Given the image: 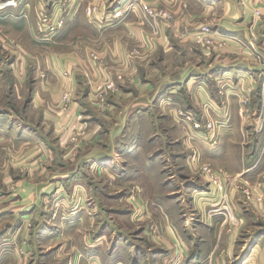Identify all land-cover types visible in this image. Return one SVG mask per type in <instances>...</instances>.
Here are the masks:
<instances>
[{"label":"crops","instance_id":"obj_1","mask_svg":"<svg viewBox=\"0 0 264 264\" xmlns=\"http://www.w3.org/2000/svg\"><path fill=\"white\" fill-rule=\"evenodd\" d=\"M16 1L0 12V264H264V204L235 196L229 229L183 143L196 137L205 161L263 182L264 0H248L263 12L255 39L243 0H146L170 21L148 16L145 0H77L49 39L35 34L38 7L58 18L62 1ZM202 23L261 58L238 42L206 56L179 38ZM117 76L120 92L99 106L94 90ZM218 78L232 83L226 98ZM197 102L220 123L215 145L173 115L200 120Z\"/></svg>","mask_w":264,"mask_h":264},{"label":"built area","instance_id":"obj_2","mask_svg":"<svg viewBox=\"0 0 264 264\" xmlns=\"http://www.w3.org/2000/svg\"><path fill=\"white\" fill-rule=\"evenodd\" d=\"M61 14L58 18H53L48 11L42 7V12L40 15L41 19V32L44 34L43 39H49L50 37H53L57 35L65 26L66 19V13L68 10L72 8L74 5L73 0H61ZM244 5L246 7L250 4L248 0H243ZM11 3H14L11 5ZM141 8L143 11L150 17H161L164 20L170 21L172 19V14L169 11H159L155 12L151 7L150 4L145 0L144 2H139ZM134 5V4H133ZM16 6L14 0H4L0 2V12L4 11L6 9H9L11 7ZM250 6V5H249ZM248 6V7H249ZM247 7V8H248ZM249 9L252 12V22L250 25V32L253 39H255V33L253 32L255 25L260 23V21L263 20V12L260 9L252 8L251 6ZM157 31H155V34ZM179 38L183 39L186 35H189L191 38V41L199 47L206 56L213 55L214 53H220L221 51L225 50L226 48H229L231 45V42H238L242 46L243 51H246V48H249V50L253 51V55L257 57L258 59L261 58L260 55H258L255 52L254 45L251 42L243 41L237 37L233 36H219V34L213 29V27L209 23H202L199 25H195L194 27H191L189 29H185L184 31H179ZM177 33V34H178ZM116 78H110L102 83H100L96 89L94 90V96L93 100L97 102V104L101 107H104L106 100L110 95H115L120 92L119 86H118V80H121V76H117ZM227 85L232 86V83L230 81H227L225 79H219L218 80V94L220 98L227 96L229 93L233 91L232 87H228ZM62 102H63V113L66 119L70 118L72 115V109H71V103L73 102L71 91H65L62 95ZM243 105L245 107L248 104V99H243ZM174 112L176 113V116L180 121H185L187 123H191L192 127L194 129L195 135L197 137H200L203 141L208 142L211 145H215L217 143V128L216 126H219L220 123H215L210 119H196L193 113H189L187 111H184L181 108L174 109ZM228 115V111H225V116ZM72 131L75 133L73 135V140H78L79 136L84 133L83 126L79 125L76 129L75 126H72ZM76 131H75V130ZM198 155L194 154V159H196ZM200 170L203 174L207 175L208 181L210 183V187L208 189V194H216V193H223V186L218 178V174L212 170V167L207 164H201ZM238 189L242 191V193L245 195V197L248 200H253L256 202H263L264 195L259 190H254L251 188L250 183L246 182L243 184L237 185ZM224 195V194H223ZM225 201H228L227 195H224L223 197ZM216 214H222L224 216L225 222L229 223L230 225L239 226L240 225V218L238 214L234 211V209L227 205L225 207H221L219 209H216L213 211Z\"/></svg>","mask_w":264,"mask_h":264},{"label":"rangeland","instance_id":"obj_3","mask_svg":"<svg viewBox=\"0 0 264 264\" xmlns=\"http://www.w3.org/2000/svg\"><path fill=\"white\" fill-rule=\"evenodd\" d=\"M1 1H4V0H0V2ZM14 1H16V0H14ZM74 1V5L72 6V8L70 9V10H68L67 11V13H66V18L68 19V16L70 15H75V13L77 14V11L79 12V10H80V8L78 9V7H77V5H78V2H77V0H73ZM135 2V0H128L127 1V3H126V8L127 9H131L130 7L133 5V3ZM36 3V2H35ZM16 5H17V1H16ZM43 8H45V6L43 7ZM91 9H89V8H86V13L88 14V15H90V14H92L93 13V11H94V8H96V7H90ZM39 7H38V10H37V15H39V18H37V21H36V23H37V25H36V28H35V30H36V35L37 36H40L38 33H41V19H40V15H41V12H42V9H41V11H39ZM46 10H47V8H45ZM7 10V9H6ZM48 11V10H47ZM2 12V11H1ZM49 13V12H48ZM35 15H36V13H35ZM37 15H36V17H37ZM69 16V17H70ZM27 17V16H26ZM25 17V19H28V17L26 18ZM40 19V20H39ZM66 19V20H67ZM70 19V18H69ZM68 19V20H69ZM67 23V21L65 22V24ZM64 28V27H63ZM40 29V30H39ZM82 29H80V28H78V29H73L72 31L74 32V33H76V35H81L83 32L81 31ZM218 80H219V78H218ZM218 80H217V84H218ZM0 95H1V93H0ZM223 98H226V96L225 97H223ZM197 108L200 110V112H201V110H202V106H201V104L199 103V102H197ZM224 108V107H223ZM245 110V109H244ZM175 113V112H174ZM200 114H202V116L200 117V119H205V118H207V119H210V120H212L213 122H215V123H217L216 121H214L213 119H211V118H209L207 115H205V112L204 111H202ZM173 115H176V113L175 114H173ZM225 115V114H224ZM175 118V117H174ZM176 119V118H175ZM182 122V121H181ZM185 122V121H184ZM216 128H217V131L219 130V127L218 126H216ZM196 137H190L188 140L190 141H187L186 140V138H184V140H183V143H187V145L186 144H184V146L186 147L185 149H186V151H187V153H186V160H187V164H188V166H189V170H190V174H191V176L192 177H194L195 179H202L205 183H206V186L208 187V189H209V187H210V183H209V181H208V178H207V175H205V174H203L202 173V171L200 170V165L201 164H207V165H209V166H211L212 167V170L214 171V172H216L217 174H218V178L220 179V181H221V183H222V186H223V193H216V194H209V195H207V198H205V199H207L212 205L213 204H215V205H217V208H213L212 210L214 211V210H216V209H219V208H221V207H225V206H227V205H229L231 202V200H234V197L235 196H237V195H239L240 197H242L245 201H247L249 204H251L252 206H255V205H257V204H259V202H256V201H251V200H248L246 197H245V195L242 193V191L240 190V189H238V187H237V185H239V184H243V183H246V180H244L243 179V177L241 176V175H238V174H232L228 169H226L225 167H223V166H217V165H214L213 163H211V162H207V161H205L203 158H202V154H201V149H200V144H198V142H199V139H195ZM191 142H192V144H191ZM217 142H218V138H217ZM188 145H191L192 146V148L191 147H189ZM189 147V148H188ZM197 154L198 155V157L196 158V159H194V154ZM261 181H263V182H260V183H255V184H250V186H251V188L252 189H254V190H259L260 188L262 189L263 188V186L264 185H262L263 183H264V176L262 177V179H261ZM227 195V197H228V201L226 202L225 201V199L223 198L224 197V195ZM262 204H264V198H263V202H261ZM229 223H227V225H228ZM229 227V229H231V227L233 228L234 226L233 225H228ZM239 227V226H238ZM152 227L150 226V229H151ZM150 232H151V235H153L154 236V234L156 233V231H155V229L153 228L152 230H150ZM150 235V236H151ZM20 253H22V250L20 249Z\"/></svg>","mask_w":264,"mask_h":264}]
</instances>
